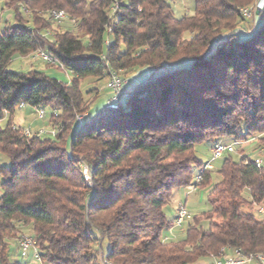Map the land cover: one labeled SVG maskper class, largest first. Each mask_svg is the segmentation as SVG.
<instances>
[{"label":"trees","instance_id":"obj_1","mask_svg":"<svg viewBox=\"0 0 264 264\" xmlns=\"http://www.w3.org/2000/svg\"><path fill=\"white\" fill-rule=\"evenodd\" d=\"M194 2L192 14L177 16L172 0H4L16 22L0 29V153L10 162L0 166V264H21L10 247L20 253L23 236L48 264H196L228 250L264 252V214L256 216L264 166L246 152L203 173L208 211L164 240L175 223L165 206L205 163L195 145L264 133V7L252 22L241 9L256 0ZM51 10H64L75 30L51 39ZM37 50L73 79L9 69ZM139 68L117 108L86 120L83 80ZM22 102L49 106L59 132L28 137L12 117L1 124Z\"/></svg>","mask_w":264,"mask_h":264},{"label":"rangeland","instance_id":"obj_2","mask_svg":"<svg viewBox=\"0 0 264 264\" xmlns=\"http://www.w3.org/2000/svg\"><path fill=\"white\" fill-rule=\"evenodd\" d=\"M260 0H256L251 5H247L244 7H255L256 4ZM175 5V14L177 16H182L183 14H192L194 12L195 2L194 0H173ZM4 0H0V29H3L8 24H15V18L13 16V12H11L8 8H3ZM257 11V10H256ZM254 17L248 18L249 21L254 22ZM117 19V17H116ZM6 21H9L6 23ZM253 23H247V29H250ZM63 30H75L74 25L70 18H65L62 21H52V27L50 30V36L51 39H54L56 32H60ZM9 69L15 72H23L27 73L28 71L32 69H38L46 72L49 75H52L54 77H57L60 81L64 83H68L71 79H73V75L70 71L65 70L63 67L58 66L56 64L47 63L37 57L35 53H32L26 57H16L12 60L11 64L9 65ZM143 71V69H142ZM141 72V69H136L133 72L125 73L120 72L121 78L124 81L125 88L129 90L134 86V83L136 82V78L138 77L137 74ZM142 76L146 77L144 75V72H142ZM108 80H103L100 83L92 82V80L85 79L81 82L80 86L83 92L85 93V100L87 103H90V108L88 111V117H86V120L92 119L94 117H97L99 115H108L111 111L107 109V101L110 97L108 94V89L106 87ZM92 87H98V91L93 90L92 92H88ZM99 94V95H98ZM98 95V96H97ZM45 110L47 112V117L45 119H39L38 115L36 113L35 108L32 107H26L24 109L16 108L13 113H7L5 115V118L2 120L1 124H6L10 120V117H12V123L15 126H20L22 129L24 128H31L33 132H36L40 128H48L50 127V113L51 108L49 106L45 107ZM83 115V114H80ZM261 136L264 137V133L261 135H257L253 138V140L248 139L236 146V153L235 155H239L242 152L249 151V156L251 158L256 157H262L264 159V141H261ZM225 142L234 141L231 137H226ZM260 144H262L260 146ZM210 144L207 142L199 143L195 145V151L200 160L207 161L210 158ZM245 150V151H244ZM220 161L215 162V167L218 168ZM9 158L0 153V166L1 165H9ZM4 177L0 174V195L2 194V187L1 183L3 181ZM189 187H182L174 191L173 197L171 201L165 206V212L167 213L168 217L170 219H174L177 216V210L179 208L180 204L186 205L187 209L192 213L193 216H200L202 217L207 211H208V188H197L196 190L190 192ZM262 212H256V216L258 218L263 217ZM189 221H187L182 227L176 228L174 231L179 235L182 234V230H185L188 226ZM181 228V229H180ZM16 242L12 241L11 247H10V257L13 261H17L21 264H48V263H36L33 261L32 257L25 258L22 256L17 248ZM104 251L107 254L109 251V243L107 241L103 242Z\"/></svg>","mask_w":264,"mask_h":264},{"label":"built area","instance_id":"obj_3","mask_svg":"<svg viewBox=\"0 0 264 264\" xmlns=\"http://www.w3.org/2000/svg\"><path fill=\"white\" fill-rule=\"evenodd\" d=\"M262 7H264V0H260L254 8L253 7L252 8L251 7L242 8L241 13L243 14V16L250 18L253 15H255L256 10L261 9ZM50 15L56 21H62L65 18H67V13L64 10H51ZM49 34L50 33H47V35ZM35 55L47 63L56 64L62 67L61 63L57 59L49 55L44 50H37L35 52ZM106 87L112 93V97L108 101L107 107L117 108L118 100L126 93L124 89L123 79L121 78V76L117 74H113L108 80ZM26 107H28V105L24 102H22L19 105L20 109H24ZM35 110H36V113L39 119H45L47 117V112L44 107L35 108ZM76 116L80 122L83 121L84 117L82 115L77 114ZM59 130H60L59 126H55V127L50 126L48 128H40L36 132H33L31 128H24L23 133L24 135L28 137L32 135L55 136L59 132ZM238 144L239 142H232V143H228L225 141L216 142L210 149L209 160H207L204 163V165L198 170L197 174L194 177L193 183L190 186H188L190 189L189 193L198 188V184H200V182L202 181L203 173L205 171L215 169V162L222 159L226 154L236 153V146ZM255 163L257 167H262L264 166V159L262 157H256ZM83 174L86 180L88 181L91 180L90 169L87 165L83 166ZM259 211L264 213V205H261L259 207ZM192 217L193 215L187 209L186 205L180 204L177 210V216L175 218L174 227L171 228L170 234L166 236L164 240H169L175 237L173 230L175 228L182 227ZM19 250L22 256L26 257L27 255L31 254V257L34 262L36 263L42 262V258L38 250V247L36 245V241L33 238L29 236H23L19 241ZM249 263L264 264V252L245 255L242 253L240 249H235L233 250L232 254L225 255L222 258H216L210 264H249ZM104 264H114V263L105 259Z\"/></svg>","mask_w":264,"mask_h":264},{"label":"crops","instance_id":"obj_4","mask_svg":"<svg viewBox=\"0 0 264 264\" xmlns=\"http://www.w3.org/2000/svg\"><path fill=\"white\" fill-rule=\"evenodd\" d=\"M227 142V141H226ZM232 142H234V141H229L228 143H232ZM209 151H210V148H209ZM249 151H247L246 153H248ZM249 154V153H248ZM264 205V204H263ZM260 212V211H259ZM176 230V229H175ZM174 230V231H175ZM175 234H176V232H175ZM18 248V247H17ZM229 254H232V252L231 251H227ZM213 260H214V258H208V259H205V260H201V261H199L198 263H196V264H210L211 262H213ZM249 264H257V263H249Z\"/></svg>","mask_w":264,"mask_h":264}]
</instances>
